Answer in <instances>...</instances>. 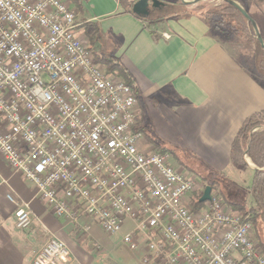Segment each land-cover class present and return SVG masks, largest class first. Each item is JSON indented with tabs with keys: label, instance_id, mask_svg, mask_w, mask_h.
<instances>
[{
	"label": "built area",
	"instance_id": "obj_1",
	"mask_svg": "<svg viewBox=\"0 0 264 264\" xmlns=\"http://www.w3.org/2000/svg\"><path fill=\"white\" fill-rule=\"evenodd\" d=\"M77 17L67 0H0V156L84 233L115 236L132 222L123 243L135 251L144 240L142 264H264L250 215L219 188L194 208L207 186L147 140L133 87L97 61ZM32 223L18 203L16 227ZM70 261L53 237L33 264Z\"/></svg>",
	"mask_w": 264,
	"mask_h": 264
},
{
	"label": "crops",
	"instance_id": "obj_2",
	"mask_svg": "<svg viewBox=\"0 0 264 264\" xmlns=\"http://www.w3.org/2000/svg\"><path fill=\"white\" fill-rule=\"evenodd\" d=\"M67 1L77 12L81 37L131 75L141 128L152 145L169 154L174 168L224 182L240 173L231 162L232 144L244 122L264 111V79L256 74L254 60L249 64L232 50L236 36L223 37L199 17L185 16L186 11L158 16L148 27L132 13L133 0ZM248 13L264 39V6H251ZM146 122L163 145L147 135ZM247 162L254 171L252 161ZM0 182V264H33L53 237L68 246L69 264H142L147 251L144 240L140 238L135 251L123 243L134 229L132 222L127 221L117 235L125 249L96 225L84 233L80 224L57 218L37 198L32 184L1 156ZM18 203L32 212L33 223L27 230L16 227Z\"/></svg>",
	"mask_w": 264,
	"mask_h": 264
},
{
	"label": "trees",
	"instance_id": "obj_3",
	"mask_svg": "<svg viewBox=\"0 0 264 264\" xmlns=\"http://www.w3.org/2000/svg\"><path fill=\"white\" fill-rule=\"evenodd\" d=\"M244 9L243 0H235ZM81 8L80 6H78ZM186 11L187 17L197 16L204 20L209 27L225 35H235L238 38L256 46L253 55L254 67L256 72L264 78V50L257 40L252 24L243 16V14L235 7L228 3L221 2L214 7H208L207 4H198L196 7ZM136 18L142 20L149 27L153 22L135 15ZM95 33H99L97 26H94ZM92 46V44H91ZM93 48V47H92ZM94 50V49H93ZM97 61L106 67L108 74L122 78L128 85L133 87V80L128 71L112 56L99 54L95 52ZM249 158L255 165L254 176L250 188L246 190V194L250 196V207L241 204L227 203L235 212L250 215L251 221L255 228V234L260 240V250L264 254L263 232L264 227V111L258 112L250 116L243 124L238 132L231 150V162L238 170L249 168L246 161ZM208 186V185H207ZM215 183L210 184L214 189ZM201 196L194 200V208H199L202 204L199 202Z\"/></svg>",
	"mask_w": 264,
	"mask_h": 264
},
{
	"label": "rangeland",
	"instance_id": "obj_4",
	"mask_svg": "<svg viewBox=\"0 0 264 264\" xmlns=\"http://www.w3.org/2000/svg\"><path fill=\"white\" fill-rule=\"evenodd\" d=\"M133 1L135 3L138 0H133ZM158 1L164 3L165 6L161 7L160 9H157V10L151 9L152 11L150 13L149 20H154L158 16H175L177 13L184 12V11H191L190 8L196 7V6H181V4H183L182 0H158ZM186 1H193V0H186ZM221 2L222 1H220V0H209V1L202 2L201 4H207L208 7H214V6L219 5ZM243 3H244V6L246 7L245 9L247 10V12L251 6H264V0H243ZM233 36H235V35H233ZM236 41L237 42H232V45H230L232 47V50L234 51V53L237 56L241 57L244 61L251 64L253 61V55H254V52L256 50V46L251 44V43H248V42H246L240 38L236 39ZM255 72H256V70H255ZM256 74L260 78L264 79L257 72H256ZM144 129L148 133V134L147 133L146 134L148 136H150L155 143H157L159 145H163V144H160L159 142H157L156 138L151 134L152 128L149 127V124L147 122L145 123ZM172 161H174L173 158H172ZM246 161L251 162V160L247 157H246ZM173 164L176 165V162L174 161ZM201 175H203L205 177L203 179L199 177L202 181L203 186H205V185L210 186V184H212L214 182L215 183L214 187L220 188L222 197L225 200H227L233 204H241L242 206L246 205L247 207H250L249 203L247 202V201H249L250 196L248 194H246V190H247L246 188L248 186L250 187V184H252L254 171H252L251 169L247 168V169L241 170L240 173H238V174L236 173L234 176L230 175L231 180L226 181V182H224L222 180H219V181L210 180V179H212L210 176H207L206 174H201ZM240 179L242 181H245V183L239 182V181H241ZM261 231L263 232L262 237L264 238V227H261ZM110 237L114 243L122 245L121 236L116 235V236H110ZM255 237H256L255 239H256L257 244L260 246V240L262 241V239L258 238L257 235ZM263 241H264V239H263ZM123 247L126 249L125 246H123Z\"/></svg>",
	"mask_w": 264,
	"mask_h": 264
},
{
	"label": "water",
	"instance_id": "obj_5",
	"mask_svg": "<svg viewBox=\"0 0 264 264\" xmlns=\"http://www.w3.org/2000/svg\"><path fill=\"white\" fill-rule=\"evenodd\" d=\"M205 1H209V0H193V1L182 0V3L186 6H195ZM220 1L228 3L231 6L237 8L243 14V16L252 24L253 30L255 32V36L259 41L262 49L264 50V39L260 33L259 27L255 22V20L249 15L247 10L244 9V7H242V5H240L235 0H220ZM150 3L152 4L151 7L153 9H160L161 7L165 6L164 3L158 0H138L132 6V13L144 19H149ZM211 191H212V187L207 186L202 198L200 199V203H205L211 199Z\"/></svg>",
	"mask_w": 264,
	"mask_h": 264
},
{
	"label": "flooded vegetation",
	"instance_id": "obj_6",
	"mask_svg": "<svg viewBox=\"0 0 264 264\" xmlns=\"http://www.w3.org/2000/svg\"><path fill=\"white\" fill-rule=\"evenodd\" d=\"M151 6H152V4L150 3V13H151V11H152L151 9H153ZM154 10H157V9H154Z\"/></svg>",
	"mask_w": 264,
	"mask_h": 264
}]
</instances>
